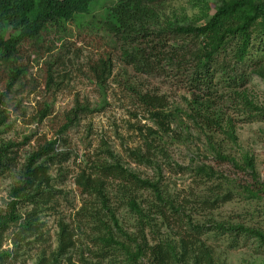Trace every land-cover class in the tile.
Wrapping results in <instances>:
<instances>
[{"label":"rangeland","instance_id":"rangeland-1","mask_svg":"<svg viewBox=\"0 0 264 264\" xmlns=\"http://www.w3.org/2000/svg\"><path fill=\"white\" fill-rule=\"evenodd\" d=\"M224 1L229 0H171L155 12L166 24L200 25ZM109 2L92 1L90 16H96L94 22ZM67 29L68 35L61 42H57L52 29H47L27 44L30 58L21 59L27 67L25 79L14 82L5 98L10 119L0 127V145L16 146L8 154L15 157L14 165L0 174V215L5 214L9 193L27 157L46 142L59 139L54 159L46 164L56 193L53 203L39 214L42 237L30 238L33 243L23 247L9 264H37L43 254L48 260L57 247L60 223L72 233L74 246L56 264H128L123 253L115 251L116 245L103 241L106 227H112V223L99 201L95 195L82 194L75 184L81 173H95V166L112 164L108 152L127 171L156 182L173 205L160 206L152 191L123 179H105L108 204L123 233L115 235L116 240L132 245L129 239H136L139 233L138 218L120 191L124 187L130 193L126 196H132L150 217L144 228L150 244L168 241L178 246L181 239L199 237L211 249L214 264H264V246L256 238L240 235L232 246L235 233L216 228L218 224L226 228L242 225L264 234V194L254 199L245 196L239 186L251 179L228 164L217 165L214 156L216 151L221 152L242 166L245 159H250L257 179L264 182V120L252 109L264 111V79L252 75L241 89L231 93L218 90L208 96L189 91L168 77L137 74L115 54L109 77L98 87L89 71L104 50L97 49V39L103 38L112 46L114 43L95 23L89 30L85 28L90 32H79L72 25ZM12 63L0 61V93L6 86L5 79L11 76ZM47 63L52 64L54 76L49 90L42 86ZM139 94L156 96L163 107L144 105ZM44 106L49 107V114L38 121ZM77 107L86 110L58 135L65 116ZM156 111L164 113V124L154 117ZM205 117L213 119L212 124ZM132 151L143 153L149 162H139ZM203 164L222 172L230 181L209 182L198 177L194 168ZM228 191L232 193L230 201L214 202ZM29 210V206L23 207L19 213ZM190 224L203 226L201 234L191 230ZM7 247L10 244H4Z\"/></svg>","mask_w":264,"mask_h":264},{"label":"trees","instance_id":"trees-1","mask_svg":"<svg viewBox=\"0 0 264 264\" xmlns=\"http://www.w3.org/2000/svg\"><path fill=\"white\" fill-rule=\"evenodd\" d=\"M92 1L0 0V61H14L11 76L5 79L6 86L0 93V127H4L10 119L6 94L14 82L25 77L27 67L21 59L30 58L27 44L35 42L47 29H52L57 42H61L68 35V25H72L79 32H90V25L95 23L115 44L112 46L103 38L97 39V49L102 50L104 47V50L96 62L90 65L89 71L98 87L109 77L113 67L112 57L115 54L137 74L152 78L168 77L177 80V83L183 84L189 91L208 96L218 90L231 93L241 89L252 75L264 79L262 1H224L214 9L207 22L200 25L160 22L155 8L171 0H111L103 5V11L94 22L96 16H90ZM43 67L42 86L49 90L54 83L53 66L47 63ZM138 99L146 106L163 107L160 100H156V96L139 94ZM246 105L253 107L250 102H246ZM77 108L69 116H65V123L58 130V135L72 126L79 113L86 110L84 107ZM48 109V106H44L37 117L38 121L48 116ZM252 109L257 111L256 116L264 120V111L256 107ZM153 115L161 124L165 123L166 117L162 111H156ZM204 119L208 124L213 122L208 117ZM58 140L56 137L46 142L27 157L19 172L17 184L11 188L5 214L0 215V264H9L10 260L20 254L23 247L33 243L28 241L30 238L35 237L38 240L42 237L39 214L47 205L53 203L56 193L49 176V166L46 164L54 159L53 152ZM15 146L14 143L0 145V174L10 171L14 165L15 157H9L8 154ZM131 154L139 162H149L146 155L139 151H132ZM108 156L113 160L112 164L97 165L95 173H81L75 181L82 194L95 195L112 223V227H106L107 236L103 241L108 245H116L115 251L122 252L128 264H142L143 261L146 264H214L211 249L199 237L181 239L178 246L168 241L150 244L144 233L150 217L132 196H126L130 193L123 185L120 191L127 197V207L138 218L139 233L136 239H129V244L132 245L126 246L115 239V235L123 233L115 212L108 204L105 179H123L134 187L152 191L160 206L168 205L173 208V205L163 197L156 182L141 179L137 174L127 171L112 153L108 152ZM214 156L217 165L228 164L251 179V182L239 186L245 196L254 199L264 194V182L257 179L250 159H245L242 166L221 152L216 151ZM194 172L209 182L230 181L228 176L209 165H198ZM231 194L228 191L223 197H216L214 202L230 201ZM28 206L29 211L19 213V209ZM160 213L162 214L161 211ZM100 223L105 227V223ZM190 225L191 230L201 234L203 226ZM216 228L222 232L228 230L235 233L232 246L237 244L236 239L240 235L254 237L264 246V234L259 230L242 225L226 228L222 224H218ZM57 235V247L51 252V257L47 260L43 254L37 264H56L60 257L66 256L72 249L73 235L65 224H59ZM6 243L10 247L4 248Z\"/></svg>","mask_w":264,"mask_h":264}]
</instances>
